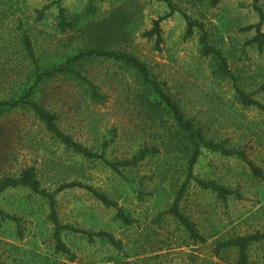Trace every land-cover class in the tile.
<instances>
[{
	"label": "rangeland",
	"instance_id": "obj_1",
	"mask_svg": "<svg viewBox=\"0 0 264 264\" xmlns=\"http://www.w3.org/2000/svg\"><path fill=\"white\" fill-rule=\"evenodd\" d=\"M50 1L0 0V99L20 95L31 83L34 66L24 36L41 66L59 65L88 45L81 31L88 20L122 9L130 21L121 40L110 48L145 63L207 138L226 139L229 147L243 150L262 175L256 176L237 156L202 150L193 173L230 192L221 198L193 181L186 185L179 208L205 237L196 242L170 212L186 175L181 150L170 153L161 146L136 166H119L115 171L100 159L67 149L37 125L30 111L4 114L0 122L8 132L0 140V177L32 166L41 188L53 193L60 223L105 230L121 240V247L100 238L90 242L79 232L64 229L61 237L67 250L58 251L47 198L18 186L0 193V208L16 217L0 225V264H236L235 250L217 254V244L235 235L264 232V112L244 106L236 93L238 87L264 105V47L259 50L246 43L254 30L245 27L259 20L253 0H219L214 6L210 0H171L176 10L161 22L159 46L144 33L153 19L169 12L164 1L91 0L96 11L86 14L89 0H61L71 26L64 31L58 28L56 6L37 18V11ZM258 6L264 12V0H258ZM183 13L202 24L209 44L225 57L231 77L221 75L216 60L202 54V29L195 27L185 37ZM261 29L264 32V24ZM75 69L97 87L99 101L68 75L46 81L35 95L56 114L64 133L93 152H103L110 162L128 160L140 148L162 145L171 121L165 112L148 108L146 86L133 67L87 57ZM71 181L105 194L133 222H122L115 208L87 188L58 190ZM248 256V264H264V241L253 243Z\"/></svg>",
	"mask_w": 264,
	"mask_h": 264
},
{
	"label": "trees",
	"instance_id": "obj_2",
	"mask_svg": "<svg viewBox=\"0 0 264 264\" xmlns=\"http://www.w3.org/2000/svg\"><path fill=\"white\" fill-rule=\"evenodd\" d=\"M157 1L166 2L169 7V12L153 19L151 28L147 30L144 35L148 37H154L156 46H159V43L162 40L161 22L164 18L171 15L176 10V7L171 0ZM218 1L219 0H210V4L214 6L218 3ZM53 6H56L57 8L59 30L64 31L67 28L71 27L70 23H68L66 20L65 10L61 6V0H52L49 3L44 4L42 8L37 11V18L41 19L45 15L46 11ZM253 7L258 12L259 20L257 23L245 27L248 30H254V35L250 39H248L246 43L255 44L259 50H262L264 47V32L262 31L261 27L264 24V12L258 6V0H253ZM95 11L96 7L91 3V0H89V3L85 8V13L94 14ZM183 16L186 22L184 34L185 37L191 36L194 33L195 27L203 30V26L200 22L193 19L186 13H183ZM129 21L130 17L126 15V12L124 13L122 9H115L114 11L108 13L106 16L101 17L97 20H88L84 24V26L81 27L82 35L87 39L88 45H86V47L84 48H81L77 53L68 56L64 63L59 65L41 66L38 63L37 58L34 56L33 48L29 38L27 36H24V47L34 66L33 75L31 76L32 80L20 95L0 99V117L4 114L7 115L10 112L19 109L30 111L33 118L37 121V125L41 126L49 135L55 138L59 143L63 144L67 149H70L72 152L84 158L100 159L111 166L115 171H119V166H136L149 153L158 152L160 149L159 147L161 146L170 151V153L181 150L182 153H184L186 159V175L185 180L180 186L177 195L170 207V212L184 226L189 234V237L193 241L204 242L205 237L198 232L194 223L190 221L179 208V201L181 199L183 191L186 185L191 181L195 182L201 188L216 192L217 195L221 198H225L229 194L230 190L212 180H206L204 178L196 176L193 173V168L197 163L202 150L207 149L224 156H237L249 165L250 169L256 176H261L262 171L247 159V156L243 150L229 147L226 144V139L217 141L207 138L202 128L200 126H197L193 119L186 116V114L182 111L179 103L176 102V100L151 75L145 63L140 61L132 54L110 48V45L113 42H118L121 40L122 36L125 34V26ZM199 40L202 44V54L205 56H212L216 60L217 71L223 76L231 77V71L227 65L225 57L218 49H215L209 44L208 36L205 30L202 31ZM87 57L122 61L125 64L133 67L137 71L140 79L146 86L147 96H145V100L148 108L161 113L165 112L168 115L169 120L171 121V126L168 129L167 137L165 138V141L161 143L162 145H153V147L151 148H140L138 152L128 160L110 162L105 159L103 152H93L88 147L73 140L69 134L64 133L58 127L56 114L43 107L37 101L35 95L39 91L43 83H45L46 81L58 75H68L79 83L84 84L88 88L92 100L99 101L101 96L98 92L97 87L88 78L83 76L79 71L75 69V64ZM236 93L238 100L244 106H255L264 112V105L244 92L242 89L236 87ZM7 132V129L4 128L3 124L0 122V140L4 138ZM11 133H13L12 129H9V134ZM18 186L26 187L32 192L47 198L50 207L49 219L54 226L53 237L56 243V249L58 251L65 252L67 250L61 237V233L64 229H71L75 232H79L90 242L96 238H100L107 241L116 248L121 247V240L115 238L111 233L105 230L88 231L85 229L69 227L68 225L60 223L54 210L55 201L53 193L46 192L41 188L40 180L37 177L36 171L32 166L22 168L17 173V175L6 173L0 177V193L8 188H15ZM77 186L87 188L93 193L96 198L102 201L103 204L108 207L115 208L116 216L125 224H131L133 222V219L129 217L124 212V210L117 205L115 201L109 199L105 194L100 193L92 187L81 182L71 181L64 183L60 185L58 190ZM15 218L16 217L14 215L7 213L0 208V225L2 221L6 219ZM263 241L264 232L256 231L245 235H235L226 239L225 241L219 242L215 248V251L217 254H219L221 250L223 251L225 249H234L237 256L236 264H248L249 248L253 243Z\"/></svg>",
	"mask_w": 264,
	"mask_h": 264
}]
</instances>
